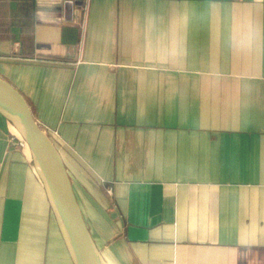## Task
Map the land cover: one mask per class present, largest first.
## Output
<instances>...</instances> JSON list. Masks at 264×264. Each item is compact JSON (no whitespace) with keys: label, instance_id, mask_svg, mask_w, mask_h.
Segmentation results:
<instances>
[{"label":"crops","instance_id":"obj_1","mask_svg":"<svg viewBox=\"0 0 264 264\" xmlns=\"http://www.w3.org/2000/svg\"><path fill=\"white\" fill-rule=\"evenodd\" d=\"M0 79L115 264H264V0H0ZM11 130L0 264H74Z\"/></svg>","mask_w":264,"mask_h":264},{"label":"water","instance_id":"obj_2","mask_svg":"<svg viewBox=\"0 0 264 264\" xmlns=\"http://www.w3.org/2000/svg\"><path fill=\"white\" fill-rule=\"evenodd\" d=\"M0 111L25 138L74 264H105L83 220L62 158L22 96L0 79Z\"/></svg>","mask_w":264,"mask_h":264},{"label":"rangeland","instance_id":"obj_3","mask_svg":"<svg viewBox=\"0 0 264 264\" xmlns=\"http://www.w3.org/2000/svg\"><path fill=\"white\" fill-rule=\"evenodd\" d=\"M12 131V130H11ZM20 132V131H19ZM21 134V133H20ZM22 136V134H21ZM13 138V140H12ZM25 138L22 136V138H19L14 131H12V135L9 138V145L11 148H17V149H25L26 147H28L25 143ZM28 144V143H27ZM31 151V150H30ZM98 251L100 252V254L102 255V257L104 256L105 258H107L110 262V264H115L110 255L107 253V251L104 248L98 247L97 246Z\"/></svg>","mask_w":264,"mask_h":264},{"label":"bare ground","instance_id":"obj_4","mask_svg":"<svg viewBox=\"0 0 264 264\" xmlns=\"http://www.w3.org/2000/svg\"><path fill=\"white\" fill-rule=\"evenodd\" d=\"M26 145L28 146L27 142L25 141ZM28 148L30 149V147L28 146Z\"/></svg>","mask_w":264,"mask_h":264},{"label":"built area","instance_id":"obj_5","mask_svg":"<svg viewBox=\"0 0 264 264\" xmlns=\"http://www.w3.org/2000/svg\"><path fill=\"white\" fill-rule=\"evenodd\" d=\"M12 140H13V138H12Z\"/></svg>","mask_w":264,"mask_h":264}]
</instances>
